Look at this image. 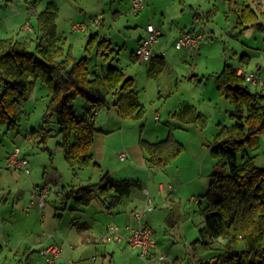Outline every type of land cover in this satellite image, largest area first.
<instances>
[{
    "label": "rangeland",
    "instance_id": "obj_1",
    "mask_svg": "<svg viewBox=\"0 0 264 264\" xmlns=\"http://www.w3.org/2000/svg\"><path fill=\"white\" fill-rule=\"evenodd\" d=\"M51 1L60 9L57 21L61 32L72 30L74 22L90 24L100 16V23L89 27L111 41L113 54L104 65L113 64L126 70L135 78V88L141 92L140 99L146 109L142 117L119 118L115 108L108 110L104 106L99 109L100 113L96 116V125L98 127L106 125L105 129L111 130L108 133L109 142L113 148L117 147L111 148L110 157L105 165H113V176L118 179L128 176L123 170L121 174L119 173L123 166L118 157L124 150L122 149L124 144L139 145L141 139L153 142L167 137L170 132L185 144L186 149L166 171L155 174L139 171V174L135 175L136 179H141L145 183L150 178L156 187L160 182H164L167 187L164 192L167 195L158 198L156 195L152 196L153 200L150 201L154 208L148 210L142 220L154 230L157 244L164 250L160 252H164L171 260H182L184 264L193 262L192 254H200L206 258L220 252L200 242L196 245L198 249L192 253V242L200 236L199 229L204 225L201 209L206 205V200L202 195L207 192L212 174L216 171L217 160L211 155L207 143L214 141L219 124L234 123L230 113L235 109V105L219 94L215 73L223 68L226 61L238 67L242 64L241 56L245 54L250 57L248 64L243 63L247 74L254 73L258 76V82H249V85L253 91L264 93V32L258 28L243 32L235 28L242 0H145V6L140 10L133 7V0H0V38L15 36L24 39L27 34L34 37L38 13ZM249 2L254 7L264 10V3L260 0ZM192 3L196 10L203 14L204 20L198 22L194 20L196 10H191ZM150 22L164 30V35L159 37L155 53L157 54L162 47L166 59L170 60L173 54L178 56L174 58L171 69L162 77L160 85L148 77L147 63L131 59V54L138 47V38L145 36L146 27ZM28 24H31V30L26 28ZM179 27L204 31L207 34L206 42L198 51V58L190 56L185 50L175 48L173 30ZM78 35L79 38L85 37L84 32H79ZM168 36L170 39L167 41ZM75 51L77 56L84 53V49H80L79 46ZM184 54L188 55V62H183L179 58ZM193 73H197L201 80L192 81L187 78ZM166 75H170L171 78L177 75L179 77L173 81L172 92L166 89ZM196 77L192 75V78ZM177 81L179 82L175 83ZM200 92H204L202 101L191 98L199 102L200 109L206 113V126L187 131L175 128L180 121L172 112L180 106L183 99L187 100L191 93ZM47 93V87L37 80L31 98L23 105L25 113L20 127L16 130L0 129V261H7L6 264H19L25 251L32 248V253L35 254L32 261L35 264H47L40 250L48 243H56L63 247L62 264H146L140 250L132 248L126 240L103 242L101 237L107 227L104 231L93 230L89 235L84 234L85 221L93 225L98 219L101 222L104 219L109 221L111 217L101 211L104 208L101 199L97 198L91 205L86 206L78 204L71 198L68 206H64L70 190L82 182H88L83 178L94 168L83 169L78 176H73L72 167L65 158L64 150L58 145L59 135L52 137L46 145H38L26 138L32 127L42 123L48 103ZM211 94L217 95L218 98L209 99ZM84 102L85 100L80 97L75 100L80 114L84 112ZM16 146L27 154L31 170L29 175L21 174L16 177L4 162L5 154ZM253 154L257 165L264 166V134H261L260 146ZM128 163L129 161L124 162ZM221 169L222 164L218 165V170ZM56 173L62 178L60 186L49 182V178ZM177 175L184 182L181 187L176 182ZM72 180L76 186L69 185L72 184ZM38 184L51 186L43 209L38 204L31 203L33 193L31 190ZM62 185L66 187L63 189ZM147 205L146 202L139 209L142 210ZM175 205L181 209L183 216L179 225L172 227L166 218ZM76 220L82 224L73 225ZM109 224L124 227L129 223ZM79 226H82V231ZM89 236L92 243L84 244L83 241ZM70 244H73L75 249H71ZM221 244L220 241H216L214 245ZM17 247L18 252L15 251ZM105 253H108L107 256H104ZM71 257L74 259L72 263L68 261Z\"/></svg>",
    "mask_w": 264,
    "mask_h": 264
},
{
    "label": "trees",
    "instance_id": "obj_2",
    "mask_svg": "<svg viewBox=\"0 0 264 264\" xmlns=\"http://www.w3.org/2000/svg\"><path fill=\"white\" fill-rule=\"evenodd\" d=\"M59 13L58 5L51 1L38 13L33 38H0V129L20 127L25 113L23 105L40 80L48 89V103L42 123L30 129L34 142L46 145L59 135L58 145L64 149L69 165L82 169L94 163L91 146L100 131L95 119L101 107L115 105L125 118H140L145 109L134 88V77L114 65L101 72L91 68V57L102 51L109 39L98 32L90 33L84 53L77 56L73 45L62 41L57 24ZM235 28L241 32L250 28L264 32V10L243 0ZM165 65L164 55L154 56L149 76L158 77ZM216 77L219 94L235 105L231 113L234 123L219 124L214 141L207 143L222 169L218 170L217 166L207 192L202 195L206 200L201 209L204 225L199 229L200 236L194 244L192 242V248L194 252L201 242L220 252L206 258L194 254L193 262L188 264H264V166L257 165L253 154L264 134V93L253 91L245 75L228 61ZM111 96H115L116 101L113 102ZM79 97L85 100L82 114L78 113L75 103ZM174 117L184 126L196 124L204 128L207 123V116L189 102H185ZM140 146L151 169L171 165L186 149L171 132L157 142L141 139ZM134 186L140 188L142 183L117 180L106 172L98 182L80 184L70 192L76 195L75 201L80 205H90L99 198L112 212L130 196ZM182 216L181 209L175 205L166 221L175 227ZM216 241L222 244L215 246ZM159 260L160 264H184L178 259ZM24 264L32 262L27 259Z\"/></svg>",
    "mask_w": 264,
    "mask_h": 264
},
{
    "label": "crops",
    "instance_id": "obj_3",
    "mask_svg": "<svg viewBox=\"0 0 264 264\" xmlns=\"http://www.w3.org/2000/svg\"><path fill=\"white\" fill-rule=\"evenodd\" d=\"M242 3H243V0H242ZM260 3V2H259ZM191 6V10L193 11L194 9L196 10V8L194 7V4L192 3V4H190ZM179 12H180V10H179ZM60 14V13H59ZM59 17V16H58ZM177 17V16H176ZM58 19V18H57ZM97 19V20H96ZM204 20L203 19V14L201 13V12H199L198 10H196V12H195V15H194V20H196L197 22L198 21H200V20ZM100 16L99 17H96L93 21H91V23L90 24H88V27H87V29L85 30V31H76V30H74L73 29V27H72V30H63L62 32L59 30V28H58V30H59V32H60V34H61V36H62V41L63 42H65L67 45H69V44H72L73 45V48H74V53L76 54V47L77 46H79V48L80 49H84V44L86 43V41H87V34L89 35L90 33H92V32H98L99 33V35L101 36V37H103V38H106V39H108L107 37H104L99 31H95V30H93L92 29V27L95 25H98L99 23H100ZM57 24H58V21H57ZM89 26H92V27H89ZM24 27V26H23ZM26 28H29L30 30L32 29L31 28V24H28L27 26H26ZM159 29H160V31H161V36L162 35H164V30H162V28L161 27H159ZM251 29V28H250ZM91 31L90 33H88L87 31ZM185 30H190V29H188L187 27H179V28H177V30L175 29V30H173L174 31V33H175V38H174V45H175V48L177 49V50H185L186 51V53H190V56H195L196 58H198L199 57V53H198V51L200 50V48H201V46L202 45H204V43L206 42V40H207V34H205L206 35V39H205V41L198 47V50H196V51H193V50H191V49H180V48H177L176 47V41H177V39H178V37L180 36V34L182 33V31H185ZM79 32H84V34H85V37H81V38H79L78 36V34H79ZM28 33H30V31L28 32ZM34 33H35V30H34ZM146 35V34H145ZM30 37V38H29ZM142 37H144L143 35L142 36H140L139 38H138V41H137V44L139 45V43H140V41H141V38ZM31 38H33V37H31V34H27L25 37H24V39H22V40H25V39H31ZM170 39V36H168L167 37V41ZM111 41H110V39H109V41L107 42V44H105V47H103L102 49V51H100V52H97V53H95L92 57H91V60H90V65H91V68L94 70V71H96V72H101L102 70H104V69H106V68H108L109 66H111V65H109V66H106V65H104L105 64V62L110 58V56L113 54V52L111 51ZM159 49H162V47L161 48H159ZM196 53H197V55H196ZM156 55H159V53H157ZM155 55V56H156ZM164 56H166L165 54H164ZM174 58H178V56L177 55H175L174 56V54L169 58L170 60H168V59H166V57H165V59H166V65H165V67H164V70H163V72L158 76V77H151V76H149V68H150V65H151V60L150 61H141V60H139L137 57H136V55H135V51L131 54V59L132 60H136V61H140V62H145V63H147V75H148V77L149 78H153L154 80H156V82H158L159 83V85H160V82H161V80H162V77L171 69V64L174 62ZM180 59H182L183 60V62H188V55H186V54H184V55H182L181 57H179ZM93 60V61H92ZM104 60V61H103ZM241 62H242V64H240L238 67H237V69H238V72L240 73V74H243V75H246L247 74V72H246V70H245V66L243 65V63L244 64H248L249 62H250V57H248V56H246L245 54L244 55H242L241 56ZM113 65V64H112ZM233 65V64H232ZM115 66V65H114ZM117 67H119V66H117ZM236 67V66H235ZM121 68V67H120ZM121 69H123V68H121ZM123 71L128 75V76H131V75H129L128 74V72H126V70H124L123 69ZM221 71V70H220ZM220 71H217L216 73H215V78H216V80H217V77H216V74L217 73H219ZM254 74V73H253ZM172 75V74H171ZM192 75H194V76H197L195 79L194 78H192ZM191 76L190 75H188L189 77H187L186 75H184L185 77H187L188 79H190V80H192V81H194V80H201L200 79V77L198 76V74L197 73H193ZM167 76V75H166ZM211 76V75H210ZM133 77V76H132ZM186 78V79H187ZM135 79V78H134ZM178 80L179 79V77H178V75H177V77H173V78H171L170 77V75H168L167 76V91L168 92H172V89H173V81L174 80ZM247 81V80H246ZM179 81H177V82H175V83H178ZM247 83H249L248 81H247ZM207 84V83H206ZM250 84V83H249ZM134 88H135V85H134ZM135 90L138 92V94H139V99H140V95H141V92L138 90V89H136L135 88ZM199 94V95H198ZM191 96L190 97H188V99L187 100H185V99H183L184 101L183 102H181V104H180V106H177V108L174 110V112H172V114H173V116H174V113L176 112V111H178L181 107H182V105L185 103V102H189V103H191V104H193V105H195L200 111H202L203 112V110L202 109H200V104H199V102L200 101H202L201 99L203 98L202 97V95H204V92H200V93H194V94H190ZM217 95H214V94H211V96H210V98L209 99H211V100H213V99H215V98H218V97H216ZM191 97H194L197 101H199V102H196V100H194L193 98H191ZM48 99V98H47ZM111 100L114 102V101H116V97L115 96H111ZM140 101H141V99H140ZM141 103H142V101H141ZM143 104V103H142ZM143 106H144V104H143ZM108 108V110H110V109H112V108H115V110H116V113H117V115H118V117L119 118H125V117H123V116H121V114L118 112V110H117V108H116V106L115 105H112V106H109V107H107ZM144 109H145V106H144ZM145 111H146V109H145ZM234 111V110H233ZM99 113H100V110L98 111V113H97V115H99ZM204 113V112H203ZM205 115H206V113H204ZM231 114V113H230ZM207 116V115H206ZM159 119V118H158ZM96 120V119H95ZM179 120V119H178ZM180 121V123H177L176 125H175V128H179V129H182V130H191V129H194V128H199V126L198 125H196V124H188V125H185L184 126V123L181 121V120H179ZM119 122H121L122 123V121H119ZM194 125H196V127L194 126ZM97 126V125H96ZM98 127V126H97ZM99 128V132H97L96 134H95V138H94V141H93V143H92V146H91V153H92V155H93V162L94 163H96L95 165H94V163L93 164H91L90 166H88V167H86V168H82V169H76V168H73L72 167V172H73V176H78V173L81 171V170H83V169H88V170H90V167H93L94 169H92V170H90V171H88L89 172V174H91V175H86V176H84V178L83 179H85V180H88V182H86V183H89V182H98L100 179H101V177H102V175L103 174H105L106 172H109L110 173V175L114 178V179H117V180H123V179H131V180H137V181H139L140 183H142V187H137V186H134L133 188H132V190H131V194H130V196H127L126 198H125V200H124V203L122 204V205H120L118 208H116L115 210H113L112 212H110L106 207H105V205H104V210L103 209H101V211H103L104 213H108L109 214V216H111L110 217V219H109V221L108 220H105L104 218V220L101 222L99 219L98 220H96V222L94 223L93 222V225L90 223V222H88V221H85L84 222V226H83V231H84V234H86V233H88V234H86V235H89V232L90 231H93V230H99V231H104L105 230V228L107 227V225L109 224V223H111V222H116V223H119V224H125V223H130V224H132L133 226H136L138 223H137V220L135 219V217H134V211L136 210V209H139V207H141V205L142 204H144V203H148V200L150 201V199L151 200H153V197L152 196H154V195H156V197L158 198L159 196H161V195H167V194H164V192H166V190H167V187L165 186V184H164V182H160L159 184H158V186L156 187V184L154 183V182H152L151 181V179L149 178L148 179V182L147 183H145L143 180H141V179H136V177L137 176H135L137 173L139 174V171H148V172H150V173H152V174H155V173H158V172H163V171H166L168 168H169V166H167V167H165V168H163V169H157V168H154V169H151L150 167H149V165L147 164V161H146V157H145V154H144V152H143V150H142V148H141V146H140V144L139 145H135V144H133V145H130V144H124V147H122V149H124V150H122L121 151V153L122 152H124L125 154H126V156H125V158L123 159V158H121L120 157V154H119V157H118V160H120V162H122V163H120L121 164V166H123V167H121L120 169H119V173L121 174L122 173V171L121 170H123L125 173H127L126 175H128V176H126L125 178H122V179H118V178H115L114 176H113V171H112V169H113V165L112 164H108V166H105L106 165V161H107V159L110 157V151H111V148H113L112 146H111V142H109V135H108V133H109V131L111 132V130H106L105 128H106V125H103V126H100V127H98ZM30 135V136H29ZM26 138L28 139V140H30L31 142H34V136L32 135V133H30V131L28 132V134L26 135ZM166 138V137H165ZM123 139H125V135H123ZM162 139H164V138H162ZM162 139H159V140H162ZM159 140H156V141H153V142H157V141H159ZM35 143V142H34ZM41 147V146H40ZM115 148H117V147H115ZM115 148H113V149H115ZM62 150H64L63 148H62ZM8 154V152L5 154V156H4V162H5V158H6V155ZM52 154V153H51ZM65 154V153H64ZM22 155H24V156H26L27 154H25V153H23V151H22ZM27 157V156H26ZM111 158H112V156H111ZM27 159H28V157H27ZM217 160V159H216ZM127 161H129V163L128 164H124V162H127ZM217 162H218V160H217ZM215 163V168H217V166L219 165L218 163ZM6 163V162H5ZM111 163V162H110ZM28 164H29V160H28ZM69 164V163H68ZM123 164V165H122ZM7 165V164H6ZM217 165V166H216ZM115 166V165H114ZM71 167V166H70ZM9 168V167H8ZM21 174H25V175H29V174H26L25 172H21ZM20 174V175H21ZM94 178H96V180H93ZM49 182L50 183H52L53 185H56V186H60L61 185V182H62V178H61V175H59V174H54V175H52V177H50L49 178ZM72 182V184L70 183L69 185L70 186H73L74 184H73V180L71 181ZM176 182L178 183V185H179V187H181L182 185H183V180L181 179V177L179 176V175H177V180H176ZM80 184H85V182H82V183H80ZM77 185V184H76ZM76 185H74V186H76ZM39 184L38 185H36L34 188H33V190H31V192H36L37 190H38V188H39ZM48 186V185H47ZM49 188H50V191H51V186H48ZM62 187H63V189L66 187L65 185H62ZM169 188H171V185H169L168 186ZM72 190V189H71ZM70 190V191H71ZM30 192V193H31ZM19 193H21V191H19ZM32 193V194H33ZM149 196V197H148ZM193 196V195H192ZM74 199V201H75V199H76V195L74 194H72L71 192L68 194V196H67V201H66V203H65V207H67L68 206V202H69V199ZM76 202V201H75ZM32 204H38L36 201H34V202H31ZM93 203V202H92ZM91 203V204H92ZM77 204V203H76ZM90 204V205H91ZM86 206H89V205H86ZM43 209V208H42ZM78 209V208H77ZM79 209H81L82 210V208H79ZM86 210V209H85ZM85 210H83V212H85ZM78 224H82V223H80L78 220H76V221H74L73 222V225H78ZM145 224H147V225H149L147 222L145 223ZM92 225V226H91ZM86 226V227H85ZM150 226V225H149ZM80 228L79 229H81V231H82V226H79ZM165 230H166V228H165ZM92 240H91V237L89 236V237H87L84 241H83V243L85 244V243H88V242H91ZM95 242V241H94ZM92 243V242H91ZM34 245V244H33ZM47 245V244H46ZM70 247H71V249H75V246H73V244H70ZM0 248H1V244H0ZM63 248V247H62ZM132 248H135V247H132ZM32 248H30L29 250H26L25 251V255H24V257L22 256V259L20 260V262H19V264H24V260L25 259H29L31 262H32V264H35L33 261H32V259L33 258H35V254H33L32 252V250H31ZM136 249V248H135ZM138 249V248H137ZM196 249H198V248H196ZM202 250H203V248H201ZM15 251L16 252H18L19 251V248L17 247V248H15ZM36 251V250H35ZM41 251V250H40ZM160 251H164L162 248H160V246H158V244H157V246L154 248V250H153V252L154 253H158V252H160ZM198 251V250H197ZM192 253H194V252H192ZM107 254L108 253H105L104 254V256L106 255L107 256ZM193 255L194 254H192V257H193ZM62 256V255H61ZM140 257V256H139ZM21 258V256L19 257V259ZM143 259V258H142ZM176 260V259H175ZM68 261L70 262V263H72V262H74V259H72V257L71 258H69L68 259ZM174 261V260H173ZM7 263V261H5V262H2V261H0V264H6ZM38 263V262H37ZM58 263L60 264L61 263V257H60V259H59V261H58ZM62 264V263H61ZM146 264H160V260L157 258V257H153V258H151V260L150 261H146Z\"/></svg>",
    "mask_w": 264,
    "mask_h": 264
},
{
    "label": "built area",
    "instance_id": "obj_4",
    "mask_svg": "<svg viewBox=\"0 0 264 264\" xmlns=\"http://www.w3.org/2000/svg\"><path fill=\"white\" fill-rule=\"evenodd\" d=\"M264 3V0H260ZM145 6V0H133V7L137 10L142 9ZM97 20V19H96ZM76 31H84L87 29L88 24L86 22H74L72 25ZM161 31L157 28L154 23H148L146 27V35L141 38V41L135 51L136 57L141 61H150L155 55V48L159 41ZM205 40L204 31L198 30H185L182 31L176 41V47L180 49H191L193 51L198 50V47ZM158 53L161 55L165 54V51L160 49ZM245 78L248 82H258V76L256 74H246ZM30 136V135H29ZM126 154L122 152L121 158H125ZM5 162L9 169H11L16 177H19L21 172L30 174L28 159L22 155V149L16 146L13 150L8 152L5 158ZM50 188L47 185L40 186L36 192L32 194L31 202L36 201L40 208H44L47 203V197L49 195ZM147 207L144 209H136L134 211V217L137 220V225L126 224L121 227L117 224H109L105 233L102 235L101 240L103 242L118 241L122 242L126 240L132 247L140 250V255L145 261L151 260L153 257L158 259H167V255L164 252L154 253L153 250L157 246V241L154 237V230L147 224L143 223V216L149 210L154 207L149 201ZM63 248L56 244H47L42 250L41 254L46 260L47 264H57Z\"/></svg>",
    "mask_w": 264,
    "mask_h": 264
}]
</instances>
